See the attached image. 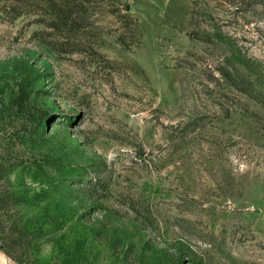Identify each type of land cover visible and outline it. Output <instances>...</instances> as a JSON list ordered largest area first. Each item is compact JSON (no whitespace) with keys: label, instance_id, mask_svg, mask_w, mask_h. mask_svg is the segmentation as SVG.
<instances>
[{"label":"rangeland","instance_id":"rangeland-1","mask_svg":"<svg viewBox=\"0 0 264 264\" xmlns=\"http://www.w3.org/2000/svg\"><path fill=\"white\" fill-rule=\"evenodd\" d=\"M89 1L0 0V264H264V0Z\"/></svg>","mask_w":264,"mask_h":264},{"label":"trees","instance_id":"trees-1","mask_svg":"<svg viewBox=\"0 0 264 264\" xmlns=\"http://www.w3.org/2000/svg\"><path fill=\"white\" fill-rule=\"evenodd\" d=\"M40 1V0H37ZM89 0H53L50 4V10H51V15H52V22L51 28L53 29H60L63 31L62 33L65 35V39L67 41L70 40L72 34H74L75 29H78L81 26H84L83 21H87L88 16H86L87 9H88V3ZM25 4V3H24ZM23 4V5H24ZM38 2L36 3L35 6H32L29 9H26V6H24V10L21 12H17L15 17L21 16L24 13H30V12H35L39 13L40 8H38ZM120 6H117V10L119 9ZM124 18L133 21V18H129V16H124ZM83 23V24H81ZM138 27V25L136 24ZM77 31V30H76ZM125 31V30H124ZM124 31L117 30V32H120L117 36V41L125 48L131 49L132 46L129 45L126 41L125 38V33ZM64 45H67L66 43H63Z\"/></svg>","mask_w":264,"mask_h":264}]
</instances>
